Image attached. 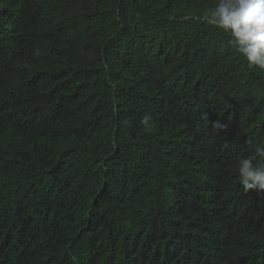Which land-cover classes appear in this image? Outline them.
Listing matches in <instances>:
<instances>
[{
	"label": "trees",
	"instance_id": "1",
	"mask_svg": "<svg viewBox=\"0 0 264 264\" xmlns=\"http://www.w3.org/2000/svg\"><path fill=\"white\" fill-rule=\"evenodd\" d=\"M216 3L0 0V264H264V70Z\"/></svg>",
	"mask_w": 264,
	"mask_h": 264
},
{
	"label": "clouds",
	"instance_id": "2",
	"mask_svg": "<svg viewBox=\"0 0 264 264\" xmlns=\"http://www.w3.org/2000/svg\"><path fill=\"white\" fill-rule=\"evenodd\" d=\"M205 23L228 34V44L253 69L264 70V0H217L215 6L203 14ZM150 117L141 120L150 126ZM227 125L216 122L219 132ZM239 182L245 191L264 190V146H257L254 154L238 162Z\"/></svg>",
	"mask_w": 264,
	"mask_h": 264
}]
</instances>
